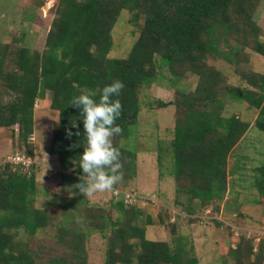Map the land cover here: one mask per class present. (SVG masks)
<instances>
[{"label":"trees","instance_id":"trees-1","mask_svg":"<svg viewBox=\"0 0 264 264\" xmlns=\"http://www.w3.org/2000/svg\"><path fill=\"white\" fill-rule=\"evenodd\" d=\"M253 3L254 0H58L43 52L31 54L26 47L19 49L15 53V71L5 72L7 50L0 49V126L18 125L20 139L28 146L34 131L36 101L45 99L49 91L51 109L59 112L49 152L69 172L63 179L76 184L82 175L79 154L85 138L79 109L70 105V100L81 88L99 93L105 84L119 79L124 87L114 98L122 105L116 120L122 132L112 139L121 153L122 178L113 188L118 184L125 187L136 177L138 153L122 143L133 135L138 137L141 89L158 83L161 69L170 72L173 86H178L183 75L190 72L199 78L191 99L183 100L180 92L178 101L158 103L159 109L177 107L174 138L167 148L173 154L178 194L175 203L191 218L196 214V200L203 209L218 213L230 193L228 160L250 128L238 115L222 114L225 103L220 93L231 102L246 103L258 110L255 127L264 132V74L243 73L249 87L222 86L221 73L206 60L212 56L233 63L232 53L245 49L264 57L260 27L250 13ZM123 10L132 13L130 24L139 25L141 20L143 24L128 56L110 58L112 32ZM232 35L240 38L236 45L231 44ZM221 44L229 50H222ZM3 87L16 94L13 101L2 102ZM71 120H77L80 136L66 135ZM26 153L34 156L30 146ZM158 158L161 166L163 159ZM258 170L261 176L255 177L254 186L264 197V166ZM37 171L38 166L20 172L9 164L0 169V264H88V236L108 230L105 264L200 263L195 254L188 253H194L192 245L188 250L181 241L172 247L166 241L147 239L145 228L137 224L146 209L140 204L126 206L121 197L114 205L120 213L116 220L103 209L90 206L82 207L79 214L71 213L72 221L77 216L82 219L85 230L80 231L78 225L72 230L68 225L60 227L62 234L71 230L72 236L59 237L58 243L69 249L70 260L63 254L52 256L44 243L33 250L30 241L38 240L35 235L59 229L51 211L55 200L51 199L45 208L35 206ZM240 250L238 247L232 252L238 255Z\"/></svg>","mask_w":264,"mask_h":264},{"label":"rangeland","instance_id":"rangeland-1","mask_svg":"<svg viewBox=\"0 0 264 264\" xmlns=\"http://www.w3.org/2000/svg\"><path fill=\"white\" fill-rule=\"evenodd\" d=\"M57 5L58 0H0V49L7 50L3 64L5 72L15 71V53L19 49L26 47L31 54L44 51ZM250 13L254 23L260 27L259 37L264 42V0H254ZM131 17L132 13L127 10L121 12L112 32L113 48L110 58H126L133 48L143 22L141 20L139 25L130 24L128 20ZM239 41L240 38L232 35V45ZM221 49L229 50L223 44ZM232 58L233 63L212 56L206 60L210 67L221 73L224 83L222 86L249 87L243 80V73L264 74V57L252 50L234 51ZM159 72L162 75L159 76L158 83L140 91L142 111L138 124L139 141L137 135H133L122 143L124 147L138 153L136 177L125 187L118 184L115 189L97 191L87 196L74 188V184L63 179L69 172L49 152L53 132L59 122V112L51 109L49 91L45 93V99L36 101L34 131L28 140L38 166L39 191L35 206L45 208L51 199L55 200L57 203L51 206V211L58 219L56 226L59 229L35 235L38 240L30 241L31 248L37 251L39 244L44 243L52 256L63 254L70 260L69 249L58 244L59 237L69 239L72 236L71 230L77 225L80 231L85 230L82 219L77 216L72 221L71 213L79 214L82 207L90 206L103 209L116 220L120 213L114 206L119 200L115 193L132 192L142 198L138 203L146 209L137 224L145 228L147 239L166 241L172 247L181 241L188 250L193 246L194 253L187 251L199 258V264H264V197L254 186L255 177L261 176L258 168L264 166V132L255 127L259 111L246 103L231 102L223 92L220 93V99L225 103L222 114L227 117L238 115L250 124V128L228 160L230 193L221 204L224 206L222 215L212 212L210 208L204 210L200 202H196L193 204L196 214L192 218L187 217L182 207L175 203L178 194L172 171L173 154L171 148L167 150L174 138L177 107L173 105L159 109L158 103L178 101L180 92L183 93V100L191 99L199 78L187 72L179 80V85L173 86L170 72L166 68ZM1 91L4 104L16 98V94L4 87ZM19 132L18 125L0 126L1 165L17 151L27 152L28 146L20 139ZM159 156L163 159L161 166ZM145 197L149 200L146 201ZM207 210L210 214L206 213ZM63 225L71 227L68 234H62L60 227ZM109 236V230L104 234L95 232L88 236V264H105ZM18 238L20 239V234ZM238 247L241 250L235 255L232 251Z\"/></svg>","mask_w":264,"mask_h":264},{"label":"clouds","instance_id":"clouds-1","mask_svg":"<svg viewBox=\"0 0 264 264\" xmlns=\"http://www.w3.org/2000/svg\"><path fill=\"white\" fill-rule=\"evenodd\" d=\"M123 81L114 79L99 89L81 88L79 94L72 96L70 105L79 109L83 125L85 143L79 154V167L82 175L74 184L85 196L97 191L113 188L121 180V153L113 144V137L122 132L116 123L121 114L122 105L118 98ZM98 96V99L96 98ZM77 129L75 132L72 129ZM66 135L80 136L77 120H71V127L66 129Z\"/></svg>","mask_w":264,"mask_h":264},{"label":"built area","instance_id":"built-area-1","mask_svg":"<svg viewBox=\"0 0 264 264\" xmlns=\"http://www.w3.org/2000/svg\"><path fill=\"white\" fill-rule=\"evenodd\" d=\"M7 164H9L12 169L19 170L21 172H29L32 168H35V166H37L36 160L33 158V156L28 155V153H26L25 151L24 152H18V151L15 152L13 155L9 156L6 159L5 163H3V165H1V163H0V167L5 166ZM115 195L121 197L126 206L137 205V204H139L138 202L141 201L140 199H142L140 196H138L132 192L125 193V194H121V193L116 194L115 193ZM144 199L146 201L149 200L146 197ZM206 213L210 214V212L208 210L206 211ZM199 218L202 219L203 217L199 216Z\"/></svg>","mask_w":264,"mask_h":264},{"label":"crops","instance_id":"crops-1","mask_svg":"<svg viewBox=\"0 0 264 264\" xmlns=\"http://www.w3.org/2000/svg\"><path fill=\"white\" fill-rule=\"evenodd\" d=\"M241 142H242V141H241ZM182 198H183V197H182ZM185 200H186V199L184 198V201H183V202H185ZM196 202H199V201L196 200L194 203H196ZM223 207H224V206L221 207V210H220V212H218V213H219L218 215H220V214L222 215ZM208 209H209V208H208ZM210 209H211V208H210ZM204 210H205V209H204Z\"/></svg>","mask_w":264,"mask_h":264}]
</instances>
